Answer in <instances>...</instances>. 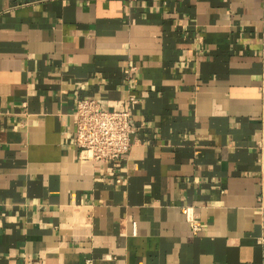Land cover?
Returning a JSON list of instances; mask_svg holds the SVG:
<instances>
[{"label": "crops", "instance_id": "1", "mask_svg": "<svg viewBox=\"0 0 264 264\" xmlns=\"http://www.w3.org/2000/svg\"><path fill=\"white\" fill-rule=\"evenodd\" d=\"M131 95L81 158L77 100ZM90 258L264 264V0H0V264Z\"/></svg>", "mask_w": 264, "mask_h": 264}, {"label": "built area", "instance_id": "2", "mask_svg": "<svg viewBox=\"0 0 264 264\" xmlns=\"http://www.w3.org/2000/svg\"><path fill=\"white\" fill-rule=\"evenodd\" d=\"M137 102L138 98L131 95L121 107L112 108L103 106L98 98L80 97L73 113L74 141L80 149V157L104 162L124 157L133 144L136 125L132 105ZM184 211L193 230H199L190 207L186 206ZM86 264H93V259H88Z\"/></svg>", "mask_w": 264, "mask_h": 264}]
</instances>
